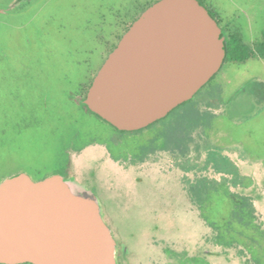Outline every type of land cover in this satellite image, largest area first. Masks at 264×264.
I'll list each match as a JSON object with an SVG mask.
<instances>
[{
	"label": "rangeland",
	"instance_id": "obj_1",
	"mask_svg": "<svg viewBox=\"0 0 264 264\" xmlns=\"http://www.w3.org/2000/svg\"><path fill=\"white\" fill-rule=\"evenodd\" d=\"M7 1L0 0V8ZM64 2L54 0L52 8L41 7L39 18L47 20L41 37L52 43L56 60L60 54L69 55L67 50L72 49L76 58L88 57L94 67L99 66L102 49L99 46L98 51L92 40L91 24L96 20L95 7L105 9L109 0ZM110 2L119 6L123 0ZM204 2L223 21L234 20L246 41L260 36L264 0ZM20 18L0 16V20L11 24L18 23ZM0 29V41L3 40L0 48L7 54L5 57L0 53L1 181L23 170V162L32 163L39 155L41 159L48 155L41 143H37L46 141L44 123L33 124L28 117L23 118L25 113L29 114L30 96L28 81L24 79L30 78H23L20 73L22 66L33 65L22 60L21 53L32 51L24 41L33 39L30 30L25 33L21 28L5 24ZM41 75L45 76L46 72ZM218 92L221 94L216 99ZM206 102H210L207 109L214 118L204 132L196 135L184 131V117L201 114L195 103L203 106ZM98 122V131L99 126L101 130L113 131L105 122ZM17 123L23 125L18 130ZM162 130L165 137L158 145L153 144V151L141 159H121L101 145H88L72 158V174L76 177L73 178L95 190L104 220L132 251L128 264L165 262L169 257L166 250L191 255L193 250L201 248L203 235L209 228L191 200L190 190L198 185L218 188L219 193L211 194L213 200H226L225 190L236 195L243 206H250L259 226L264 228V58L223 64L215 78L189 102L133 137L150 141L148 138ZM223 211L228 212V208L213 207L211 216L217 218ZM254 260L264 264V251L239 254L230 247L224 253L211 255L212 263L216 264H249Z\"/></svg>",
	"mask_w": 264,
	"mask_h": 264
},
{
	"label": "water",
	"instance_id": "obj_2",
	"mask_svg": "<svg viewBox=\"0 0 264 264\" xmlns=\"http://www.w3.org/2000/svg\"><path fill=\"white\" fill-rule=\"evenodd\" d=\"M225 57L224 36L199 0H157L110 51L85 103L136 130L191 99ZM114 250L98 197L73 177L19 172L0 181V263L116 264Z\"/></svg>",
	"mask_w": 264,
	"mask_h": 264
},
{
	"label": "flooded vegetation",
	"instance_id": "obj_3",
	"mask_svg": "<svg viewBox=\"0 0 264 264\" xmlns=\"http://www.w3.org/2000/svg\"><path fill=\"white\" fill-rule=\"evenodd\" d=\"M15 1L16 0H8L2 4L0 8V16L7 15L10 18L21 17L20 20L18 23L11 24L9 22H3L1 19L0 28L3 24H5L21 28V30L25 33H28V30H30L29 35L30 37L32 36L33 39L25 38L24 41L26 46L28 48H43L48 50V53L51 54V56L47 59H53L64 66L62 70L55 71L54 73L46 74L45 76H42L41 74L38 75L40 78H46L43 79L44 82L42 83L39 82L38 76H34V73L21 70L20 76L23 78H30V80L24 79V82L28 81L27 87L29 89L28 91L30 92V96L27 106L29 114L25 113L23 118L28 117L30 119L29 123L33 124H38L37 122L40 121L44 123L46 128L45 134L47 135V138L45 139L46 141H38L37 143H41L40 147L47 152L48 156L46 159H41L42 156L39 155V157H37V161L34 159V161H31L32 163L23 162L21 165L24 167L23 170L17 172H24L30 177H47L53 174H59L64 177L63 173H68V177L64 178L74 177L72 174V158L88 145H101L103 149L109 152V154H112L111 152H113V154L118 155V157H122L121 159L124 160L127 158L141 159L143 156H146L148 154L146 149H151V144L152 142L154 143V141H151L153 137L148 138L150 141L143 142L141 136L136 138L133 137L132 134L126 133L119 135L114 128L113 131L108 130L106 127H104L106 129L101 130L102 126H99L100 131H98V120L100 121V119L93 113L87 111L86 108H82L78 103H73V105H71V108L75 113L74 116L77 117L78 121L76 120V125H71L69 132L65 130L64 126H62L59 127L57 133L52 136L50 121L51 110L57 111L61 109L64 111L62 108L64 88H60L58 85L62 82L65 85L67 78H73L75 80L87 79L91 76V73H93V80L101 64L122 36L121 35L118 39H116L115 33L123 30V27L129 21L128 17L132 14H137L140 6L142 5V1L145 0H123V3L119 6H114L113 3L110 2L111 0H109L105 9H99L100 7L98 5L97 7L99 8L95 7L97 12L95 14L96 20L93 25L91 24V31L93 34L92 40L95 42L94 44H96L97 50L99 49V46L100 49H102L99 54V66L97 67L92 65L93 62L90 61L88 57H84L83 59L76 58L75 52L72 49L67 50L69 55L64 54L63 56L60 54V57L57 58V60L55 59L56 53L52 49V43L47 39L43 40L41 37V35H44L46 31L44 27H46L45 24L47 23V20L44 21L43 18H39V12L42 10L41 7L52 8L54 0H19L14 6H11ZM64 1L66 0H60V2L65 3ZM0 42L3 45V40ZM0 53L5 57L7 56L2 47L0 48ZM21 59L24 60L23 57H21ZM26 62L29 64L31 63L30 57L29 60H26ZM98 62L96 63L98 64ZM35 84H38L39 87H36ZM48 84L51 86H48ZM86 94L83 98L84 103ZM36 101L38 104H36ZM87 108L90 109L88 106ZM5 113L9 115L8 111ZM79 117H81L82 120L78 119ZM95 123H97V125H95ZM150 124L139 129H144ZM61 125L62 124H60V126ZM18 126L23 125L17 123V130ZM23 129H26V126ZM135 135L136 134H134V136ZM58 136L60 138H64V143L57 141ZM51 139L54 140L53 143L51 142ZM131 140H135V143L133 144ZM154 144L156 146V143ZM58 151L60 153L57 156ZM65 158H67V162H65ZM57 161L59 162L57 163ZM55 166L61 168L63 173H52L47 175ZM217 189L218 188H205L202 190H194L195 193L191 198L192 203L195 204L201 218L209 228V232L204 233L203 235V248L202 246L201 248H196L192 251L191 255H183L175 252L173 253L171 250H166L165 253L169 255L168 260L165 262H154L151 264H216V262L212 263L211 255L224 253L225 249L230 247L234 248L239 254L245 252L248 255H255L259 254L260 250L264 251V228L259 226V223L253 214L251 216L244 215L248 213V207L243 206V204L236 205L233 204L232 201L211 199V194L219 193V190ZM221 193H224V190ZM218 205H221V208H228V212L223 211L220 216L216 218L211 216V210L213 207H217ZM233 210L236 214H238V219H236L232 226L228 227L226 224L227 214L231 213ZM104 222L106 223L105 220ZM108 227L110 228L109 225ZM110 230L112 238L115 242L114 257L116 264H128L129 260L133 257L132 251L127 247L126 243L121 238L113 233L111 228ZM227 239L231 241L229 244L226 243ZM249 264H256V261L254 260Z\"/></svg>",
	"mask_w": 264,
	"mask_h": 264
},
{
	"label": "trees",
	"instance_id": "obj_4",
	"mask_svg": "<svg viewBox=\"0 0 264 264\" xmlns=\"http://www.w3.org/2000/svg\"><path fill=\"white\" fill-rule=\"evenodd\" d=\"M155 1H157V0L142 1V5L140 6L137 14L130 15V17H128L129 21L123 27V30L121 32L115 33L116 39H118L129 28L131 23L139 16V14L145 8H147L150 4H152ZM199 1L201 4H203L209 10L211 15L215 18L223 36H224L225 48H226V57H225L223 64H225V63H242V62H244L250 58H264V20H263L261 31H260V36L257 39L248 42L244 39L242 29L237 24L233 23L234 20L223 21L222 18L217 13H215L211 7H209L208 5L205 4L204 0H199ZM21 54H22V57L24 60H27V59L29 60V57H30V62H31L30 64L33 65L31 67H29L30 65L29 66L24 65V68L22 66L21 70L22 71L24 70L25 72H32V73H34L35 77H37L38 75L43 74L45 72H46V74L54 73L55 71L62 70V68L64 67L62 64L58 63L57 61H55L53 59H47L48 57L51 56V54L48 53V50L43 49V48H37V49L32 48V51H27V52L24 51ZM45 66H46V68H45ZM60 67H61V69H60ZM217 73L207 83H209L211 80H213L215 78V76L217 75ZM92 75H93V73H91V76H89V78L79 79V80H75L73 78H67L65 85L63 82L60 83V85H58V86H60V88H64V92H63L64 99L62 102V105H63L62 108L64 109V111H62L61 109L57 110V111H54V110L50 111L52 136L57 133V130L59 129V127L64 126L65 130L69 132L71 129V125H76L75 122L77 120V117L74 116L75 113L71 108V105H73V103H78L79 105H81L82 108H86L87 111L93 113L101 121L105 122L110 127L114 128L115 131L117 133H119V135L125 134V133L133 135L139 131H142L143 129H137V130H133V131L119 130L118 128L113 126L111 123H109L108 121L103 119L100 115L92 112L90 109L87 108L86 104L83 102V98L85 97L87 89H88L89 85L91 84ZM38 77H40V76H38ZM39 82L42 83V82H44V80L39 79ZM205 85H203V86H205ZM35 86L39 87L38 84H35ZM48 86H51V85L48 84ZM220 92H218L217 95L214 96L216 99L221 94ZM189 101H190V99L179 104L174 109L178 108L180 105H183ZM36 104H38L37 101H36ZM195 104H196L195 109H198L201 112V114H197V115H195V117H192L190 115L189 116L186 115L184 117L185 121H186V126H185L186 129H183V130L184 131L187 130L189 134L195 133L196 135H200V134H202V132H204L207 125L210 124V122L212 121L214 116L212 113H209V111H208L209 109H207L208 106L211 105L210 102L204 103L203 106H202V104L201 105L198 103H195ZM200 108H202V109H200ZM174 109H172L166 116L158 119L157 121L150 124L146 128H149L152 125L158 124L159 121H161L162 119H164L165 117H167L168 115L173 113ZM78 119L82 120L81 117H79ZM57 121H58V123H57ZM60 124H62V125L60 126ZM146 128H144V129H146ZM156 131H158V129ZM154 134H156L157 137L155 135V137H153V139L151 141H154V143H156V145H158L159 141L162 140V137H165L164 136L165 132L162 130V131H159L158 133L155 132ZM203 135H205V134H203ZM57 141L64 143V138H62V137L60 138L58 136ZM51 142L53 143L54 140L51 139ZM154 143L152 142L151 149L155 146ZM153 144H154V146H153ZM151 149L147 148L146 149L147 153H150L151 151H153V149L152 150ZM59 153L60 152L58 151L57 156L59 155ZM65 160H66L65 162L68 161L67 158H65ZM58 162L59 161H57V163ZM17 173H19V172L15 171L13 174H17ZM52 173H63V171L61 170V168L55 166L52 168L51 172L48 173L47 175L52 174ZM63 175H64V177H68V173H63ZM43 177L44 176H31V178L33 180H39ZM205 188L216 189L214 187H210V186H206V185H204V186L198 185V187H196L195 190H198V189L202 190ZM194 193H195L194 190L193 191L190 190L191 196H193ZM224 196L223 197L226 198L227 201H232L233 204H236V205L242 204L241 203L242 200H239L236 195L234 196L233 194L228 193L226 190H225ZM252 214H253V211L250 208V206H248V213L244 214V215H250L251 216ZM236 219H238V214H236L234 210L231 213H228L227 214V221H226V224L228 225V227L232 226L234 224V222L236 221ZM243 221L245 222L244 219H243ZM258 233H259V231H258ZM230 242L231 241L227 239L226 243L229 244ZM26 264H31V263H26ZM256 264H260V263H258L256 261Z\"/></svg>",
	"mask_w": 264,
	"mask_h": 264
}]
</instances>
